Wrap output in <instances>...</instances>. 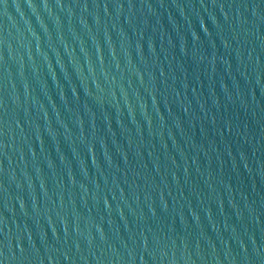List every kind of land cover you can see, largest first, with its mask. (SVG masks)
I'll return each instance as SVG.
<instances>
[{
    "label": "water",
    "instance_id": "95a60500",
    "mask_svg": "<svg viewBox=\"0 0 264 264\" xmlns=\"http://www.w3.org/2000/svg\"><path fill=\"white\" fill-rule=\"evenodd\" d=\"M0 264H264V0H0Z\"/></svg>",
    "mask_w": 264,
    "mask_h": 264
}]
</instances>
